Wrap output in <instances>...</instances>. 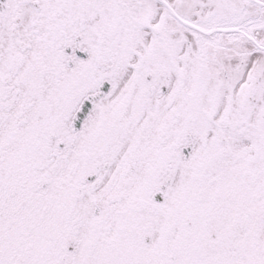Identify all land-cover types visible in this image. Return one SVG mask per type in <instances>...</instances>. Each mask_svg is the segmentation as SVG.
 Listing matches in <instances>:
<instances>
[{
	"label": "snow or ice",
	"instance_id": "obj_1",
	"mask_svg": "<svg viewBox=\"0 0 264 264\" xmlns=\"http://www.w3.org/2000/svg\"><path fill=\"white\" fill-rule=\"evenodd\" d=\"M0 264H264V0H0Z\"/></svg>",
	"mask_w": 264,
	"mask_h": 264
}]
</instances>
